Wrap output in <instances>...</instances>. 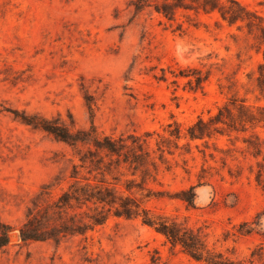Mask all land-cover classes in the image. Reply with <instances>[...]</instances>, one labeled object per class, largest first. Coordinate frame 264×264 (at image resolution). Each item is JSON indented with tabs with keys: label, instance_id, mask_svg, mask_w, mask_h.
I'll list each match as a JSON object with an SVG mask.
<instances>
[{
	"label": "rangeland",
	"instance_id": "1",
	"mask_svg": "<svg viewBox=\"0 0 264 264\" xmlns=\"http://www.w3.org/2000/svg\"><path fill=\"white\" fill-rule=\"evenodd\" d=\"M149 1L136 13L133 0H0V223L12 226L0 264H207L140 217L111 215L84 234L22 240L30 210H48V226L72 223L49 205L78 161L72 146L23 121L24 112L99 135L151 132L154 148L168 123L178 122L179 145L149 183L166 192L145 205L199 227L210 247L240 264H264V151L247 149L243 136L252 129L206 140L185 136L199 116L208 119L232 98L263 102V32L246 21L230 23L218 9L179 8L169 20L156 11L159 0ZM237 1L264 25V0ZM254 130L264 138V126ZM200 180L195 206L176 197Z\"/></svg>",
	"mask_w": 264,
	"mask_h": 264
},
{
	"label": "trees",
	"instance_id": "2",
	"mask_svg": "<svg viewBox=\"0 0 264 264\" xmlns=\"http://www.w3.org/2000/svg\"><path fill=\"white\" fill-rule=\"evenodd\" d=\"M225 3L221 0H159L155 5L157 12L169 20L176 19L179 8H195L212 11L218 9L224 19L230 23L238 20L246 21L250 30L263 32L264 25L257 11L249 10L237 0ZM135 12H140L151 3L149 0H133ZM182 22H178V28ZM257 86L259 104H249L244 99L232 98L219 106L208 119L199 116L190 124L185 136L191 140L205 139L214 134L236 133L251 130L249 136L244 135L247 149L255 156L264 151V138L254 128L264 126V61L258 65ZM204 80L199 72L195 77L196 86ZM18 113V112H16ZM18 115V114H17ZM26 123L44 129L58 140L66 142L76 150L78 161L72 162V172L67 187L49 205L54 212L65 214L72 223L62 222L56 226H48L50 212L29 211L27 219L19 228L22 240H40L54 238L59 240L67 233H86L89 228L103 224L111 215L127 218L140 217L143 223L152 226L162 233L165 240L173 247L179 246L184 252L207 264H240L237 259L224 252L210 247L199 227L187 225L165 213L154 211L145 205V201L164 196L165 190H157L150 186L156 181L163 164L168 163L166 153H174L178 147V139L182 137L180 124L169 122L165 128L168 135L159 134L157 147L151 146L148 136L137 133H120L99 135L94 128L73 130L59 117L48 118L38 114L22 113ZM74 127V126H73ZM174 138V140H173ZM167 168L170 164H167ZM202 170H205L203 167ZM258 180L264 185V169L258 171ZM197 184L182 187L176 197L195 206ZM83 218L77 222V216ZM87 219V220H86ZM252 228H246L250 232ZM12 226L0 223V247L6 245L11 237Z\"/></svg>",
	"mask_w": 264,
	"mask_h": 264
}]
</instances>
